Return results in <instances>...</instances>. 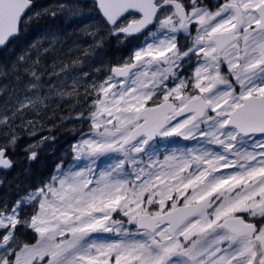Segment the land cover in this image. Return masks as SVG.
Segmentation results:
<instances>
[{
  "label": "snow or ice",
  "instance_id": "6c2138e0",
  "mask_svg": "<svg viewBox=\"0 0 264 264\" xmlns=\"http://www.w3.org/2000/svg\"><path fill=\"white\" fill-rule=\"evenodd\" d=\"M94 6L85 55L106 38L143 40L83 95L79 80L59 93L85 102L75 119L88 131L69 167L62 160L40 186L0 196V264H264V0ZM58 11L0 0V47ZM58 43L39 38L11 66L27 83L0 111V173L18 163L15 121L37 108L43 57ZM174 137L195 145L161 150ZM49 139L24 158L35 161ZM101 158L112 162L98 171Z\"/></svg>",
  "mask_w": 264,
  "mask_h": 264
},
{
  "label": "rangeland",
  "instance_id": "374dc122",
  "mask_svg": "<svg viewBox=\"0 0 264 264\" xmlns=\"http://www.w3.org/2000/svg\"><path fill=\"white\" fill-rule=\"evenodd\" d=\"M75 1L73 0H64L62 2H55V3H49L47 4V7H36V10L39 9H43V8H56L58 5H64L65 6V11L63 12H59L58 11V15L56 17H51L48 16L50 18L53 19H61L64 22H68V23H72L74 20H76V18H80V19H85L87 22H79L76 27L78 28V35L81 36V39H86V34L83 31V29H85L88 25L89 22H91V15L89 13H91L92 10L89 9V7H79L81 8L80 11L78 12L79 14L75 15V17L72 19V12L73 10H78L74 3ZM54 4V5H53ZM47 17V18H48ZM50 18H48V20H50ZM51 19V20H53ZM46 20V17L43 16L41 18V22ZM73 26L71 24V27L69 29L68 32L64 33V41H70L73 40L75 38H78V35H76L74 33V31L72 30ZM45 36L42 35H37L35 38L32 39V41H28L27 43H23V47L16 52L15 56H14V61H16L18 56L24 55L25 51L29 48V46L37 39L39 38H43ZM80 38V37H79ZM66 48V51L64 52V55H61V50L56 49L50 50L49 52L51 53L52 57H51V61L49 63L50 65V70H49V74H48V80H50V82H47L44 84V86L42 87V89L40 90V100L38 101V106L35 109V111H28L25 113L23 121H21L20 119H17L15 121V125H14V131L17 133V135L20 137L19 142H18V148H17V152L15 155V159H17L18 165H22L23 163H26L27 166L28 164H30L31 162L27 161L24 157H25V153H24V148L27 147V145L29 144H33L36 143L37 141L41 140L42 137H51V139L45 141L38 149V158L40 159L42 158V155H44L43 153H48L51 151V149H54L56 147L57 143V137L54 136V134L52 133V131H50L49 126H48V121H52L51 126L52 127H58V129L60 130V132H73L78 128V124L79 121L77 119L73 120H69L68 123L63 124L61 120L56 119L55 116V109H56V104L57 103H61L67 99L72 98H76L77 101H79V97L76 96L75 94L73 95H60V92H71L73 89V82L75 80H79V85H77L78 91L81 95H83L84 93V89H81V83H85V80L89 79L90 75H92L93 73L96 72H101L103 70H106V73L108 72V69L110 68L109 66H107V64L104 62L105 60L103 59L102 63L99 65H96L94 67V64L89 65L88 62H83V61H78L76 63H74V61H72L73 56L70 55V53L73 51V49L78 48V45L76 44H71L70 47H67V45L64 46ZM32 55H34V53H31ZM85 55V54H84ZM94 56V55H93ZM119 58V57H118ZM124 58H127V56L123 55L121 57V61L124 60ZM55 61L57 63H55ZM12 62V64H13ZM11 64V66H12ZM73 66H76L78 68H74ZM63 67V70H61ZM0 68H3L4 71L0 72V89H5L6 91H2L0 92V100L1 98L6 95V98L8 99L9 95L12 93H15L16 95H22V91L24 88V85L27 83L24 80L23 81H17L16 80V76L12 74V72L10 71V69L8 67L2 66L0 64ZM91 70H94L92 72H90ZM6 73V74H5ZM55 73V74H52ZM87 73L88 75L85 76L84 74ZM109 73L105 74L102 78H104L105 76H107ZM92 78V77H91ZM25 79V78H24ZM11 81H16L14 85L11 84ZM11 87V88H10ZM3 108V102H0V111H2ZM52 113V116H50V118L48 117L49 114ZM76 117V116H75ZM42 118L45 122L44 125V132L42 135L40 136H36L37 133H40V123L42 122ZM29 121H32L34 123V127L29 125ZM21 127L23 128L22 132L27 133V137L23 138L22 136V132L20 130ZM81 138V137H80ZM80 138L75 139L73 141H68L67 144L65 145V148H67V150L64 152V156L68 157V162L66 165H64L65 167H69L71 165L72 161V153H71V145L76 143ZM0 139H2V137H0ZM172 140H175L177 143L175 144H169L167 143V141L162 142V144L160 145L161 150H163L165 147L168 148L169 150L174 148V147H183V146H188V147H192L195 145V141H185L183 140V138L180 137H174V138H170ZM65 150V149H64ZM62 152V153H63ZM36 159V160H37ZM112 161H108L105 158H101V160H99L97 162V170H101L103 168H106L108 166L109 163H111ZM80 166H83V164L85 162H79ZM15 169V168H14ZM13 169V170H14ZM12 170V171H13ZM11 171V172H12ZM8 173H0V177H3L5 179V185L3 187H0V196L4 195V196H8L11 198V190L14 188V186L16 184L15 180L13 179H8ZM11 185V186H9ZM41 185V184H40ZM39 185V186H40Z\"/></svg>",
  "mask_w": 264,
  "mask_h": 264
},
{
  "label": "trees",
  "instance_id": "16d2710c",
  "mask_svg": "<svg viewBox=\"0 0 264 264\" xmlns=\"http://www.w3.org/2000/svg\"><path fill=\"white\" fill-rule=\"evenodd\" d=\"M45 26V20L41 22V19L37 23H33L26 31H23L18 37L14 38L13 40L8 43L5 48H0V64L2 66L11 68V64L14 61V56L17 51H19L23 47V43H27L28 41H32L37 35H40ZM61 30V29H60ZM93 41V40H89ZM136 41L134 43H118L117 40L113 39V54L112 56H108L105 54V43L103 47H101V51L97 50L96 52V60L95 63H99L101 57H105V63L107 66L111 67L116 63V58L118 55H122L123 53L131 50L135 47ZM87 50H89L87 48ZM82 54V53H81ZM88 59V55H81ZM107 58L109 60H107ZM97 63V64H98ZM109 73V72H107ZM106 70L101 72L93 73L91 76L94 80L102 79V77L107 74ZM24 78L20 81H23ZM89 79L85 80V83H81V89H84V85L86 83H90L92 81ZM11 84L14 85L16 81H11ZM11 88V87H10ZM6 95H4L0 102H4L6 100ZM86 107L85 102L82 99L79 101L76 98L67 99L61 103L56 104L55 109V116L56 119L61 120L63 124L68 123L69 120H75L76 114L83 110ZM52 116V113L49 114V118ZM41 119V118H40ZM52 121H48V126L50 131L57 137V145L54 149H51L48 153H43L42 158L32 161L30 164L23 163L22 165H16L15 169L8 173L9 178L15 180L17 186L15 185L14 188L11 190V198H15L17 194L23 195L26 190L34 189L42 184L44 181H47L54 173L57 164H59L62 160L64 161V165L68 162V157L63 158L64 152L67 150L65 145L68 141H73L81 137V131L87 132V124L81 123L79 121L78 128L73 132H60L58 127L51 126ZM41 124V123H40ZM24 127H21V132L23 131ZM23 138L27 137V133L22 132ZM65 149V150H64ZM64 151V152H63ZM63 152V153H62ZM4 196V195H2Z\"/></svg>",
  "mask_w": 264,
  "mask_h": 264
},
{
  "label": "flooded vegetation",
  "instance_id": "af4514ba",
  "mask_svg": "<svg viewBox=\"0 0 264 264\" xmlns=\"http://www.w3.org/2000/svg\"><path fill=\"white\" fill-rule=\"evenodd\" d=\"M62 1H64V0H35V3H36V7L37 6H39V7H43V6L47 7V4H49V3L62 2ZM74 1H75L74 3L76 5V7H78L77 8L78 12L81 9L79 7H85V8L89 7V9L92 10L91 13H89L91 15V17H92L91 22H89V24L94 23L96 20L99 19L98 9L94 6V0H74ZM45 17H46L45 26H43V29H42V32H41L40 35H42V36H50L52 34H55L56 36H58L60 38V43L56 44L55 48L61 50V55H64V52L66 51V48L64 47L65 45H67V47H70L71 44H76V45H78V48L73 49V51L70 53V55L73 56L72 61L88 62L89 65L94 64L91 67H94L96 65L101 64L103 59L106 61L105 57H101L100 60H99V63L98 62H97L98 64L95 63L96 52H97V50L101 51L102 48L96 49L94 52H89L88 59L81 56V55L85 54V50H87V48L89 49V46L91 44H93V41H89V40H92V38L90 36H88V35H86V39H81L82 37L78 35V28L76 27V25L79 22H87L88 23V21H86L85 19H80V18L77 17L76 20H74L72 23H68V22H64L61 19H53V18H50L48 16H45ZM47 17L50 18V20H48ZM74 17H75V15L72 16V19ZM51 19H53V20H51ZM71 24L73 26L72 30L74 31V33L76 35H78V38H75V39L70 40V41H64V40H62V39H64V33L69 31V29L71 27ZM113 39H115V38L114 37H110V38H106V40H105L104 52L108 56H112V54H113V43H112ZM142 40H143V37H140V39L136 41L135 47L137 45H139L142 42ZM132 43H134V41ZM131 51H132V49L128 50L127 52L123 53L122 55H118L119 58L118 57L116 58V63L115 64H117L118 62H123L124 60L121 61V57L123 55L128 56L131 53ZM51 57H52V55H51L50 52L44 54V57H43V64H44V67L46 68L47 72H49V70H50L49 63L51 61ZM124 59H126V58H124ZM107 60H109V59L107 58ZM55 63H57V62L55 61ZM73 67L74 68H78L76 66H73ZM92 71H94V70H91L90 72H92ZM92 75H90V79L91 80L93 79V78H91ZM24 81L27 82V78H25ZM43 81H44V84L47 83V82H50V80H48V75L43 76ZM44 84H43V86H44ZM39 125H40L41 128H40V133H37V135H36L37 137L42 135L44 130H45L44 129L45 122H44L43 119H42L41 124H39Z\"/></svg>",
  "mask_w": 264,
  "mask_h": 264
},
{
  "label": "water",
  "instance_id": "95a60500",
  "mask_svg": "<svg viewBox=\"0 0 264 264\" xmlns=\"http://www.w3.org/2000/svg\"><path fill=\"white\" fill-rule=\"evenodd\" d=\"M12 40H13V39H12ZM0 48H5V47H0ZM13 169H14V168H13ZM13 169H12V170H13ZM12 170H11V171H12ZM9 172H10V171H9Z\"/></svg>",
  "mask_w": 264,
  "mask_h": 264
},
{
  "label": "bare ground",
  "instance_id": "6f19581e",
  "mask_svg": "<svg viewBox=\"0 0 264 264\" xmlns=\"http://www.w3.org/2000/svg\"><path fill=\"white\" fill-rule=\"evenodd\" d=\"M34 111H35V110H34ZM34 111H33V112H34Z\"/></svg>",
  "mask_w": 264,
  "mask_h": 264
}]
</instances>
